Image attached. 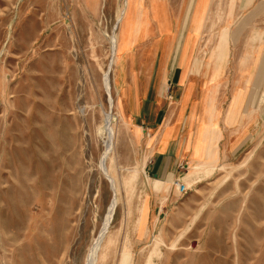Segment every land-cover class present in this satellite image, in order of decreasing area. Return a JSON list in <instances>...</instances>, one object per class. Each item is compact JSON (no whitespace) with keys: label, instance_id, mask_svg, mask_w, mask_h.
<instances>
[{"label":"rangeland","instance_id":"obj_1","mask_svg":"<svg viewBox=\"0 0 264 264\" xmlns=\"http://www.w3.org/2000/svg\"><path fill=\"white\" fill-rule=\"evenodd\" d=\"M187 118L207 157L154 179ZM122 253L264 264V0H0V264Z\"/></svg>","mask_w":264,"mask_h":264},{"label":"crops","instance_id":"obj_2","mask_svg":"<svg viewBox=\"0 0 264 264\" xmlns=\"http://www.w3.org/2000/svg\"><path fill=\"white\" fill-rule=\"evenodd\" d=\"M194 122V119L187 118L181 126L179 119L175 125H167V130L162 128L159 131L154 152L147 164L148 173L154 179L175 180L178 169L184 167L183 162L197 163L207 157L208 151L202 144L205 133L196 129Z\"/></svg>","mask_w":264,"mask_h":264},{"label":"built area","instance_id":"obj_3","mask_svg":"<svg viewBox=\"0 0 264 264\" xmlns=\"http://www.w3.org/2000/svg\"><path fill=\"white\" fill-rule=\"evenodd\" d=\"M174 186L180 195L186 194L187 188L180 180H177Z\"/></svg>","mask_w":264,"mask_h":264},{"label":"bare ground","instance_id":"obj_4","mask_svg":"<svg viewBox=\"0 0 264 264\" xmlns=\"http://www.w3.org/2000/svg\"><path fill=\"white\" fill-rule=\"evenodd\" d=\"M132 175V174H131ZM133 178V177H132ZM136 181V180H135ZM134 184V183H133ZM136 184V183H135ZM137 187V186H136ZM120 264H130L131 260L126 253H122L120 257Z\"/></svg>","mask_w":264,"mask_h":264}]
</instances>
